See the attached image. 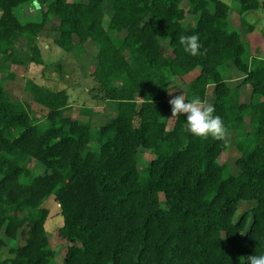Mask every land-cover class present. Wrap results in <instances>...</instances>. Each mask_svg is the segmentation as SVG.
<instances>
[{
	"label": "trees",
	"instance_id": "trees-1",
	"mask_svg": "<svg viewBox=\"0 0 264 264\" xmlns=\"http://www.w3.org/2000/svg\"><path fill=\"white\" fill-rule=\"evenodd\" d=\"M235 1L239 16L264 8V0ZM231 12L224 0H0V72L45 64L37 39L56 17L52 42L63 52L95 45V95L113 105L94 125L90 107L84 119L65 114V89L27 78L24 89L47 109L36 117L0 80V252L8 253L0 264H55L42 205L49 196L62 216L60 264H245L264 251V57L252 54ZM240 19L245 32L254 28ZM189 34H199L198 55L179 43ZM195 70L180 92L205 101L213 86L223 139L188 132L186 114L167 126L170 81ZM231 145L240 152L234 169L221 159ZM141 149L153 157L140 167ZM241 200L255 205L235 218Z\"/></svg>",
	"mask_w": 264,
	"mask_h": 264
},
{
	"label": "rangeland",
	"instance_id": "rangeland-1",
	"mask_svg": "<svg viewBox=\"0 0 264 264\" xmlns=\"http://www.w3.org/2000/svg\"><path fill=\"white\" fill-rule=\"evenodd\" d=\"M224 1H226L229 4L230 9H232L230 14L231 25L240 30V32H243V38L249 42L250 50L253 55H260L264 57V36L262 35V30L258 31L256 23L250 22L256 21L264 23V15H261V13H264V8L246 11L239 16V14L234 10L237 2L235 0ZM182 5L184 6V4ZM16 13L22 19L26 18L22 14L21 9H16ZM31 17L36 18V14ZM240 17L253 24L254 28L245 32ZM193 19L194 15L187 12L185 14L184 22L189 23L192 22ZM57 34V18L53 17L46 23L45 28L42 30L37 39L45 64L39 65L30 63L27 66L9 64L6 71L0 72V80L4 83L6 90L30 104L36 117L45 115L47 109L38 102L34 101L29 92L24 89V82L27 78H31L52 90L65 89L69 95V102L71 104V106L65 110V114L84 119L87 118L88 115L83 114L81 109L84 107H90L92 111L91 114H89L91 122L94 125H99L104 121L106 116L113 111V105L95 95L97 94L95 90L96 83L90 74V67L94 62V56L97 49L92 41H88L79 49V52L76 55L72 53H65L52 42V39ZM15 43L18 52L23 53L26 48L25 39L17 37ZM11 73L13 74V77L8 75ZM196 73L197 70L183 77L173 78L170 81L171 92H169V97L172 98V96L178 95L181 91V87L183 86V82L190 80ZM228 78L231 80L232 84L237 82L234 74L229 75ZM249 97L250 86L245 84L241 86V100L248 101ZM212 98L213 86L211 85L208 88L205 102L209 104ZM174 117L175 116H172L171 113L167 121L168 128L171 127ZM92 145L96 146V143L92 142ZM239 155L240 152L236 146L231 145L223 151L221 159L227 161L234 169V160ZM152 157L153 155L150 152L141 149L138 153L139 166H143V164L151 160ZM28 164L32 170L36 172H41L43 170L42 165L34 159L30 160ZM160 196L162 198L161 194ZM42 205L49 211L45 226L47 231L50 233L52 240L51 244L56 252L54 262L55 264H60L63 245L61 240H59L55 235L57 228L62 224L59 204L52 196H49ZM254 205L255 201L253 200H241L238 204L235 218H237L243 211L253 207ZM0 256H8L7 246L2 248Z\"/></svg>",
	"mask_w": 264,
	"mask_h": 264
},
{
	"label": "clouds",
	"instance_id": "clouds-1",
	"mask_svg": "<svg viewBox=\"0 0 264 264\" xmlns=\"http://www.w3.org/2000/svg\"><path fill=\"white\" fill-rule=\"evenodd\" d=\"M261 15H264V13H261ZM250 22L256 23L258 31L264 30V23ZM179 43L186 53L193 56L200 54L201 43L199 34L181 35ZM169 104L171 105L172 116L180 117L186 114L184 119L186 130L194 136L201 138L211 136L215 139H223L228 135V128L222 117L214 114V106L202 101L200 98L188 100L180 92L178 95L172 96ZM245 264H264V251L245 257Z\"/></svg>",
	"mask_w": 264,
	"mask_h": 264
},
{
	"label": "crops",
	"instance_id": "crops-1",
	"mask_svg": "<svg viewBox=\"0 0 264 264\" xmlns=\"http://www.w3.org/2000/svg\"><path fill=\"white\" fill-rule=\"evenodd\" d=\"M209 88V87H208Z\"/></svg>",
	"mask_w": 264,
	"mask_h": 264
}]
</instances>
